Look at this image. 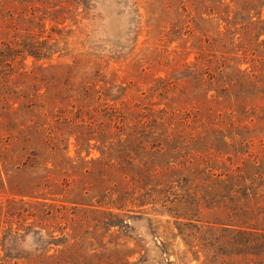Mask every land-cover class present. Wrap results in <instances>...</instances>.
Masks as SVG:
<instances>
[{
    "label": "rangeland",
    "instance_id": "obj_1",
    "mask_svg": "<svg viewBox=\"0 0 264 264\" xmlns=\"http://www.w3.org/2000/svg\"><path fill=\"white\" fill-rule=\"evenodd\" d=\"M0 264H264V0H0Z\"/></svg>",
    "mask_w": 264,
    "mask_h": 264
},
{
    "label": "trees",
    "instance_id": "obj_2",
    "mask_svg": "<svg viewBox=\"0 0 264 264\" xmlns=\"http://www.w3.org/2000/svg\"><path fill=\"white\" fill-rule=\"evenodd\" d=\"M3 257H5V258H10L11 257V255H10L8 250L5 251V254H4Z\"/></svg>",
    "mask_w": 264,
    "mask_h": 264
}]
</instances>
